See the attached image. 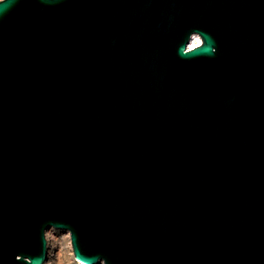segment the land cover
<instances>
[{"label":"water","instance_id":"1","mask_svg":"<svg viewBox=\"0 0 264 264\" xmlns=\"http://www.w3.org/2000/svg\"><path fill=\"white\" fill-rule=\"evenodd\" d=\"M49 228L83 264H264V0H0V264Z\"/></svg>","mask_w":264,"mask_h":264},{"label":"rangeland","instance_id":"2","mask_svg":"<svg viewBox=\"0 0 264 264\" xmlns=\"http://www.w3.org/2000/svg\"><path fill=\"white\" fill-rule=\"evenodd\" d=\"M47 257L43 264H80L75 261L67 231L49 228L45 232Z\"/></svg>","mask_w":264,"mask_h":264},{"label":"bare ground","instance_id":"3","mask_svg":"<svg viewBox=\"0 0 264 264\" xmlns=\"http://www.w3.org/2000/svg\"><path fill=\"white\" fill-rule=\"evenodd\" d=\"M200 42H201V40H200L199 36L196 35V34H193L191 39H190V41H189L188 47H194L195 45H198ZM67 233H68V236H69V232L68 231H67ZM69 241H70V236H69ZM70 245H71V243H70ZM78 263L83 264L81 262H78Z\"/></svg>","mask_w":264,"mask_h":264},{"label":"built area","instance_id":"4","mask_svg":"<svg viewBox=\"0 0 264 264\" xmlns=\"http://www.w3.org/2000/svg\"><path fill=\"white\" fill-rule=\"evenodd\" d=\"M75 259V258H74ZM76 262H78V260L75 259Z\"/></svg>","mask_w":264,"mask_h":264}]
</instances>
